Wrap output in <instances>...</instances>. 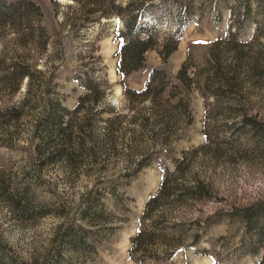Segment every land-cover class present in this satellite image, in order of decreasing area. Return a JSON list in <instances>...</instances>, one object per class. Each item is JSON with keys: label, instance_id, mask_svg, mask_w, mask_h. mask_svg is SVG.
Wrapping results in <instances>:
<instances>
[{"label": "rangeland", "instance_id": "obj_1", "mask_svg": "<svg viewBox=\"0 0 264 264\" xmlns=\"http://www.w3.org/2000/svg\"><path fill=\"white\" fill-rule=\"evenodd\" d=\"M34 1L41 15L32 17L37 29L27 43L0 29V264H67L65 258L74 264H157L128 257L130 236L163 170L172 171L183 158L186 173L178 182L193 192L200 183L204 193L170 195L154 219L163 214L181 225L182 246L207 231L195 247L174 250L173 262L264 264V68L248 65L264 59V0H155L163 31L182 25L178 47L167 60L149 50L145 65L126 74L116 69L114 36L123 26L118 15L84 26L79 15L65 22L73 0ZM229 29L248 58L241 91L229 97L232 111L213 112V99L196 89L187 92V117L175 113L163 121L148 99L127 101L125 89L143 88L155 67L172 82L183 62L192 74ZM232 49L222 50L229 60ZM23 63L34 69L32 79L16 88L8 72ZM88 77L107 85L91 111L88 100L77 108ZM51 111L70 127L66 141L54 131L38 132ZM115 111L124 117L109 129L105 119ZM141 160L146 165L139 169ZM101 224L110 226L103 241L86 249L65 246L70 226L91 233ZM58 250L60 261L54 257Z\"/></svg>", "mask_w": 264, "mask_h": 264}, {"label": "trees", "instance_id": "obj_2", "mask_svg": "<svg viewBox=\"0 0 264 264\" xmlns=\"http://www.w3.org/2000/svg\"><path fill=\"white\" fill-rule=\"evenodd\" d=\"M154 1L73 0L68 5L71 14L67 15L65 22L72 23L79 15L81 18L80 25L88 26L100 22L104 17L118 15L123 22V26L116 31L114 36L115 40H119L116 69L118 73L126 74L145 65L146 53L149 50L157 49L163 59L167 60L178 47L182 25L179 24L174 32L163 31L160 28L159 16L153 12ZM35 15H41V7L34 0H0V29L8 28L12 30L22 44L27 43L30 39L29 35L34 34L37 29L31 21ZM227 36L216 39L211 43L204 64L194 70L192 74L189 72L188 63L183 62L177 71L176 82L169 80L168 74L163 68H153L143 88L139 90L125 89L127 101L131 104L134 101L148 99L154 111L158 109L161 111L164 121L165 118L171 119L175 116V113L183 117L190 116L191 102L187 92L196 89L203 99H213L214 104L211 107L213 112L229 113L235 107L233 103L228 102L231 99L229 98L230 94L235 92L239 94L241 91L239 76L241 69L247 64L248 58L243 52L245 45L236 37L237 33L229 29ZM226 46L233 48L231 51L234 54L231 55V60L225 57V53L222 52ZM263 61V58L250 59L248 65L255 67L254 70H256L258 68L256 65L263 63L261 67L264 68ZM32 70L34 69L31 65L23 63L14 66L12 71L8 73L11 74L12 81H16V88H19L24 78H27L30 82ZM3 81L4 79L0 77L1 85H3ZM85 86V93L81 95V102L77 105V108L80 107L82 101L88 100L90 106L87 108L91 111L96 104L104 99L107 85L103 80L88 77ZM27 90H30L29 87ZM103 110L100 109L98 112L102 113ZM123 117L121 112L115 111L114 115L105 119L108 128L112 129L116 124L121 123ZM61 119L56 111H51L47 116V121L40 124L38 132L42 130L46 132L54 131L61 140L66 141L71 137L70 127L66 124L63 126ZM89 120V118L83 120L84 122L80 124L81 130L85 129V125ZM168 126L170 125L166 123L163 128ZM172 129L173 126H171ZM176 131L172 130L170 134L173 135ZM145 165V160H141L139 169ZM184 166V158L182 160L176 159L172 171L169 169L163 170L159 185L156 191L145 201L142 213L138 218L137 229L130 236V246L128 248L130 259L135 261L149 260L157 264H175L172 252L183 245L181 225L169 223L168 220L162 218L164 217L163 214L158 219H154V212L163 206L164 201L171 197L170 195L182 196L183 193H187L186 191H189L188 195L194 196L204 193V190L199 186L200 183L195 186L197 188L195 192L181 183L186 173ZM139 169L132 174L137 173ZM179 180L181 181L178 182ZM88 211L89 207L83 211L84 217L87 216ZM250 216L251 213H247L245 216L248 223L251 222ZM109 229L110 226L101 224L100 227L90 233L83 227L75 229L70 226L65 232V246L86 249V246L95 245L93 241H103V236ZM202 231L193 234L191 242L182 246V248L195 247L201 241L203 233L207 229H202ZM61 255V251L58 250L54 257L56 256L57 261H60ZM69 259L65 258V262L74 264Z\"/></svg>", "mask_w": 264, "mask_h": 264}]
</instances>
